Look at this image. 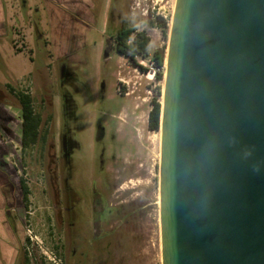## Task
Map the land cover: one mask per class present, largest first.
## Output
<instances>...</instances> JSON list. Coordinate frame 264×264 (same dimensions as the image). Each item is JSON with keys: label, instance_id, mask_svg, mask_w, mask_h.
<instances>
[{"label": "rangeland", "instance_id": "obj_1", "mask_svg": "<svg viewBox=\"0 0 264 264\" xmlns=\"http://www.w3.org/2000/svg\"><path fill=\"white\" fill-rule=\"evenodd\" d=\"M93 3L94 21H87L78 32L76 26H65L62 12H55L60 22L46 19L49 12L43 8L41 15L33 13L27 18L25 26L16 31L13 42L15 53L21 55L11 60L10 65L23 72L31 69L33 74L21 82L10 80L7 85L0 82V103L8 108L11 118L4 124L13 134L7 136L0 125L2 146L9 151L3 159L10 165L15 203L12 223L17 229L15 235L19 245L15 264H55L59 261L62 264H112L113 254L121 251L115 248L117 244H126L123 248L130 249L129 234L108 227L96 232L92 226L91 216L84 205L87 200L84 173L87 157L91 156V137L98 121L117 112L123 103L119 94L133 91L136 94L131 98H140L134 101L138 106L137 127L149 137L150 148L148 180L146 184H140L145 186L138 193L149 187L153 204L149 217L138 223V255H143L138 258H143L141 264L146 260L145 256L149 260L147 264H162L161 132H147V117L151 101L163 103L166 61L164 78L158 80L154 74L159 69L152 62V56L156 50L166 48L167 59L177 0H93ZM41 4H38L39 8ZM157 17L168 23V30L149 24ZM122 26L145 31L150 39L148 56L136 59L145 72L113 49L110 38ZM79 31L84 34L83 39L77 41V47L72 50L71 39ZM66 32L70 37H65ZM12 38L11 32L7 41L9 49H12ZM0 70L5 71L3 63ZM21 94L32 97L34 111L41 117L38 140L27 149L21 146L23 120L18 101ZM68 147L73 151L75 162L71 187L80 201L74 209L76 219L70 226L63 193L66 163L61 153V148ZM23 181L29 189L26 207L20 191ZM102 221L104 223L106 218L103 217Z\"/></svg>", "mask_w": 264, "mask_h": 264}, {"label": "water", "instance_id": "obj_2", "mask_svg": "<svg viewBox=\"0 0 264 264\" xmlns=\"http://www.w3.org/2000/svg\"><path fill=\"white\" fill-rule=\"evenodd\" d=\"M159 130L162 264H264V0H177Z\"/></svg>", "mask_w": 264, "mask_h": 264}, {"label": "flooded vegetation", "instance_id": "obj_3", "mask_svg": "<svg viewBox=\"0 0 264 264\" xmlns=\"http://www.w3.org/2000/svg\"><path fill=\"white\" fill-rule=\"evenodd\" d=\"M76 43L77 40H74L72 50L77 47ZM122 84L125 85L126 83L122 81ZM135 94V91L119 94L123 99V103L117 112L107 114L106 118L98 121L91 137V156L87 157L84 173L85 190L87 191V200L84 205L87 207L86 211L91 216V224L96 232L108 227L110 230H122L129 234L127 240H129L128 242L131 245L130 249L123 248L126 247V244H117L115 248L121 249V251L113 254L112 264H141L140 262L143 258L139 259L138 256L143 255H138L137 234L140 229L138 223L143 218L147 219L149 217L153 205L150 202L152 192L149 187H145L144 190L139 192L140 194L138 193V190L145 186L140 184H146L145 182L148 180L150 148L149 137L146 134H142V131L137 127L136 110L138 106H136L134 101L140 98L136 96L131 98V95ZM154 101L150 103L151 109L147 117L148 133L156 132L151 128ZM10 119L9 114L0 108L1 128H3L2 130L7 136L12 137L13 134L10 133L4 124ZM61 153L66 163L64 165L66 177L63 181V193L65 196V210L68 212L66 219L68 226H70L76 219L74 209L80 201L71 187L75 170L73 151L69 147L65 150L61 148ZM6 154H9L8 148H0V176L6 182L7 191L3 193V216L7 227L11 232L16 233V226L14 222L12 223V212L15 203L11 189L10 165L3 159ZM13 173L14 175L17 174L16 171ZM24 184L26 183L24 182ZM136 184H139V186ZM20 191L23 205L26 207L22 185L20 186ZM103 217L106 218L104 223L102 221ZM144 259L146 260L142 261V264H147L149 262L148 258L145 256Z\"/></svg>", "mask_w": 264, "mask_h": 264}, {"label": "crops", "instance_id": "obj_4", "mask_svg": "<svg viewBox=\"0 0 264 264\" xmlns=\"http://www.w3.org/2000/svg\"><path fill=\"white\" fill-rule=\"evenodd\" d=\"M39 3L43 4V6L41 4L40 8L38 7ZM41 8H43L45 12L50 13H48L47 17L46 14L44 15L46 19L48 18V20L50 19L52 22L54 20L60 22L58 21L59 18L55 17V12H62V17L65 18V26H76L77 32L80 30L79 27L84 26L87 21H94L93 11L95 9V4L93 0H0V64L3 63L5 66V71L0 72L1 84L7 85L10 83V80L21 82L26 77L33 74L31 69L29 72H23L18 68L14 69L11 67L10 63L11 60L21 55L15 53L13 48V42L16 39V31L25 26L27 18H30L33 13L41 15ZM42 17L40 16V19ZM31 25L33 26V24ZM80 31L74 39H71L72 41H81L83 39L84 34H81ZM11 32L13 36L12 49H9L7 41ZM44 35L47 37V34ZM65 37L70 36L67 33ZM31 59L33 60V56ZM0 108L5 113H8V108H6L5 105L0 103ZM2 141L3 139L0 138V148L3 147ZM5 184L4 178L0 176V264H15L19 254V245L15 233L11 232L4 223L3 193L7 192Z\"/></svg>", "mask_w": 264, "mask_h": 264}, {"label": "trees", "instance_id": "obj_5", "mask_svg": "<svg viewBox=\"0 0 264 264\" xmlns=\"http://www.w3.org/2000/svg\"><path fill=\"white\" fill-rule=\"evenodd\" d=\"M151 26H157L164 31L168 30V23L161 17H157L155 22H150ZM114 50L121 57H124L129 63L133 64L136 68L146 71L137 62V57H146L150 49V39L145 31H138L136 28H128L122 26L117 30V33L111 38ZM166 61V48L156 50L152 56V62L155 67L159 69L154 74L158 80H163L164 72L163 67ZM18 101L22 113V146L27 149L35 145L39 137V127L41 124V117L34 111L32 97L28 94H21L18 96ZM162 105L157 100L154 101V109L152 111L151 128L155 131L159 130L160 117ZM24 194V201L28 203L29 189L22 183ZM28 264V263H27Z\"/></svg>", "mask_w": 264, "mask_h": 264}, {"label": "built area", "instance_id": "obj_6", "mask_svg": "<svg viewBox=\"0 0 264 264\" xmlns=\"http://www.w3.org/2000/svg\"><path fill=\"white\" fill-rule=\"evenodd\" d=\"M141 66V65H140ZM55 264H62L60 261L59 262H57V263H55Z\"/></svg>", "mask_w": 264, "mask_h": 264}]
</instances>
